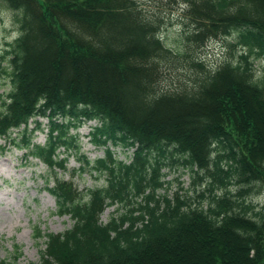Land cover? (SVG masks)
<instances>
[{
    "label": "trees",
    "instance_id": "trees-1",
    "mask_svg": "<svg viewBox=\"0 0 264 264\" xmlns=\"http://www.w3.org/2000/svg\"><path fill=\"white\" fill-rule=\"evenodd\" d=\"M3 1L20 35L2 56L12 87L0 93V153L12 145L42 161L57 212L73 220L64 232L35 228L46 247L33 264H264V203L252 197L264 194V74L255 70L264 0H173L193 25L184 51L163 42L161 18L140 0ZM234 33L230 46L244 51L215 69L193 51ZM178 72L188 79L167 84ZM40 118L44 144L34 142ZM88 121L106 149L95 160L73 132ZM119 144L134 149L130 162L115 155ZM72 156L106 185L82 192L61 178ZM174 163L211 177L207 208L187 193H160ZM116 204L129 209L103 222ZM22 254L14 244L0 264Z\"/></svg>",
    "mask_w": 264,
    "mask_h": 264
},
{
    "label": "rangeland",
    "instance_id": "rangeland-1",
    "mask_svg": "<svg viewBox=\"0 0 264 264\" xmlns=\"http://www.w3.org/2000/svg\"><path fill=\"white\" fill-rule=\"evenodd\" d=\"M140 1L145 11L161 18L163 23L160 35L163 42L173 50H186L184 34L193 29L191 21L185 15L187 7L173 0ZM14 15L6 3L0 0V93L3 94H7L12 85L7 73L10 71L9 58L2 59V56L7 49V43L14 42L20 35ZM235 37L236 33L227 38L213 37L203 47H196L193 51L204 60L208 68L215 69L225 58L232 57V54L237 56L244 51L241 47L230 46L235 41ZM255 70L258 75L264 74V58L255 60ZM188 76L183 72L173 73L167 79V84L185 81ZM40 120L43 130L35 132L34 142L44 144L47 140L48 120L46 118H40ZM96 124V121H88L79 129L73 130L81 141L82 152L92 160L105 156L106 150L92 140L91 132ZM30 128H34L33 123ZM17 133H19L18 130L13 136ZM1 144H5L3 138H0ZM111 148L119 159L127 162L132 160L133 148H126L121 144L111 145ZM80 169L79 161L72 156L67 170H61L59 176L65 180H72L82 192L106 185L105 176H97L89 170L82 173ZM164 170L168 172L166 180L170 181V186L160 190L161 194L173 197L176 192L182 195L187 193L196 201L202 200L205 208L209 206L211 199L208 184L211 182V177L204 171L201 175L206 177L199 180L189 167L179 163L167 166ZM50 173L42 161L28 157L26 150H20L11 145L4 153H0V258L9 257L14 251V244H18L23 254L17 264L39 263L41 250L46 247V238L36 239L35 228L40 227L46 233H59L72 226L71 217L57 212L56 199L46 189L45 181ZM232 190L237 191V186L232 187ZM202 192L205 193L204 198L199 196ZM215 192L222 195L224 190L218 187ZM252 197L254 201L264 203V194H256ZM138 200L141 201L140 198ZM128 209L129 206L125 204L108 207L102 214V221L106 223L113 215L119 216Z\"/></svg>",
    "mask_w": 264,
    "mask_h": 264
}]
</instances>
